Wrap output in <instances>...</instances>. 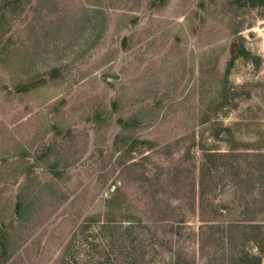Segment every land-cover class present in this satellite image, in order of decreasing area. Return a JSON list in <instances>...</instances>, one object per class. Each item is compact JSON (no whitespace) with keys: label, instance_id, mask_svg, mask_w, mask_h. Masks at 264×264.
Masks as SVG:
<instances>
[{"label":"rangeland","instance_id":"374dc122","mask_svg":"<svg viewBox=\"0 0 264 264\" xmlns=\"http://www.w3.org/2000/svg\"><path fill=\"white\" fill-rule=\"evenodd\" d=\"M254 256L264 0H0V264Z\"/></svg>","mask_w":264,"mask_h":264},{"label":"trees","instance_id":"16d2710c","mask_svg":"<svg viewBox=\"0 0 264 264\" xmlns=\"http://www.w3.org/2000/svg\"><path fill=\"white\" fill-rule=\"evenodd\" d=\"M252 1H254V0H252ZM243 53V52H242ZM239 54H241V53H239ZM237 57V56H236ZM234 59H235V57H233L232 59H231V61H230V64H232V62L234 61ZM220 128L222 129L221 131H222V133L223 132H227L228 133V136H230V141H229V143H231V148H232V150H240L241 149V146H245L244 144H242L241 142H237V143H240V144H232L233 143V136H232V130L229 128V127H222V126H220ZM220 134L221 133H219V132H216L215 134H214V136L216 137V138H220ZM260 226H262V224H256L253 228H257L256 230H255V233H254V235L256 234H258L259 233V231L261 230L260 228ZM251 240V239H250ZM252 240H254V239H252ZM253 243L255 244V241H253ZM255 258H256V260H258V264H261L262 263V261H263V256H261V257H259L258 258V256H254Z\"/></svg>","mask_w":264,"mask_h":264}]
</instances>
